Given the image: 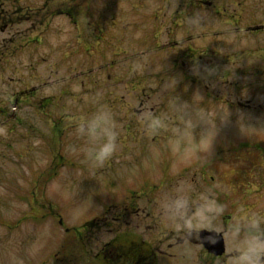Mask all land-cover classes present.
I'll list each match as a JSON object with an SVG mask.
<instances>
[{
    "label": "rangeland",
    "instance_id": "obj_1",
    "mask_svg": "<svg viewBox=\"0 0 264 264\" xmlns=\"http://www.w3.org/2000/svg\"><path fill=\"white\" fill-rule=\"evenodd\" d=\"M261 177L264 0H0V264H57L72 229L137 190L151 250L179 226L168 195L195 189L226 195L227 248L242 249L239 194ZM131 227L87 226L77 264Z\"/></svg>",
    "mask_w": 264,
    "mask_h": 264
},
{
    "label": "flooded vegetation",
    "instance_id": "obj_2",
    "mask_svg": "<svg viewBox=\"0 0 264 264\" xmlns=\"http://www.w3.org/2000/svg\"><path fill=\"white\" fill-rule=\"evenodd\" d=\"M142 102L145 105L144 100ZM211 162L215 163L216 160H211ZM196 170H199L201 174L206 172V168L204 171L199 168ZM210 178L214 177L210 176ZM245 178L246 170H244V176L240 178L239 183ZM255 187L253 191L244 188L239 194V200L242 202L240 205L242 206L243 224L239 225L238 229L240 230V243H243L242 249L227 248L225 234L229 229L226 225L229 214H222L221 211L227 204L226 195L221 194V197H216L215 202L210 201V197L205 202H200L201 193H197L195 191L197 189H195L190 194L189 203L186 204H182L184 198L180 192L168 195H174V215L179 226L172 231L173 234L175 233L174 241L168 244L167 250L158 248L153 251L150 249L148 243L151 229L149 220H154L153 216L150 214L148 203L145 202L146 205L141 206L137 198L131 197L123 199L122 208L115 209L113 213L103 210L88 220L89 227H102L108 232L112 228L118 229L121 225L132 223L131 233L127 232L122 236V241H118L117 236L112 239H102L101 246L98 247V251L92 255V258L95 260L97 257L99 261L97 264H171L173 261L174 264H226L231 257L237 256L242 257L243 264H264V248L261 249V246H264V190L262 192L264 178H258ZM246 200L249 201L245 203ZM145 201L148 200L145 199ZM215 206L217 214L220 215L219 223L223 225V230H217L213 226ZM189 215L194 219V223L186 225L184 217ZM130 217H133L134 220H130ZM200 220L203 222L202 225H199ZM85 232V229L81 231L83 233L80 235L82 240L86 239ZM61 242L58 246L59 251L53 255V258L58 260L57 264L81 263L80 260L84 256H77L74 251L76 248L84 250L85 246L83 245L90 243L81 240L64 241L62 244ZM77 245L79 247H76ZM185 245L189 247V257L182 249ZM252 246L259 247L251 248ZM80 254L84 255L85 253L83 251Z\"/></svg>",
    "mask_w": 264,
    "mask_h": 264
},
{
    "label": "trees",
    "instance_id": "obj_3",
    "mask_svg": "<svg viewBox=\"0 0 264 264\" xmlns=\"http://www.w3.org/2000/svg\"><path fill=\"white\" fill-rule=\"evenodd\" d=\"M60 129H61V127H59V126L57 125V121H56V125H54V136H55L56 138L59 137V134L61 133Z\"/></svg>",
    "mask_w": 264,
    "mask_h": 264
}]
</instances>
